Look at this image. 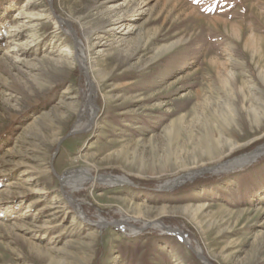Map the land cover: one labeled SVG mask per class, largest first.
<instances>
[{"label": "rangeland", "instance_id": "374dc122", "mask_svg": "<svg viewBox=\"0 0 264 264\" xmlns=\"http://www.w3.org/2000/svg\"><path fill=\"white\" fill-rule=\"evenodd\" d=\"M263 146L264 0H0V264H264Z\"/></svg>", "mask_w": 264, "mask_h": 264}, {"label": "water", "instance_id": "95a60500", "mask_svg": "<svg viewBox=\"0 0 264 264\" xmlns=\"http://www.w3.org/2000/svg\"><path fill=\"white\" fill-rule=\"evenodd\" d=\"M60 22H61V24L63 25V24H65V25H67V26H71V24L70 23H68V22H66V21H64V20H61L60 19ZM83 68H84V66H83ZM84 70H85V72H86V74H88V71L84 68ZM91 83V82H90ZM91 84H93V83H91ZM93 97V96H92ZM96 107V106H95ZM79 133H81V131H74V132H70L69 134H67V136H65L60 142H59V144H58V146H57V148H56V152H55V157L59 154V152H60V148H61V144L65 141V140H67L68 138H70V137H72V136H75V135H78ZM257 152H264V146L263 147H260V148H258V149H256V150H254L252 153H249V154H246V155H244L243 157H248V156H252L253 154H255V153H257ZM53 168V167H52ZM90 176H92L91 174H89ZM68 178H71L70 176H65V177H60V179H61V181L62 182H65V181H67V179ZM100 178H105V177H100ZM109 178H112V179H114L115 180V182L118 184V183H120V184H124V183H126L125 181H121V180H117L116 178H114V177H109ZM182 179V178H181ZM99 182H102L101 181V179H99L98 180ZM102 183H104V182H102ZM128 184H130V185H132V186H135L134 185V183H132V182H127ZM178 183H180V180H177L176 182H175V184L174 185H177ZM105 184H107V183H105ZM167 188H168V186H166V187H164L163 189H165L166 191H167ZM122 222H118V223H106V222H104V221H100V222H98L96 225L97 226H103L104 224L106 225V226H112V227H114V226H117V225H120ZM163 225V227L166 229V231L167 232H169V233H171V234H173V235H175V236H177L178 238H180V240L184 243V244H186L191 250H192V252L194 253V254H196L197 256H198V258L201 260V262L203 263V264H206V263H204L203 262V260H202V258L198 255V252L192 247V245H191V243L185 238V236L183 235V233L182 232H180L179 230H177V229H174V228H171V227H167V226H165L164 224H162ZM177 231V232H176ZM204 259L208 262V260H207V258L204 256ZM210 264V263H209Z\"/></svg>", "mask_w": 264, "mask_h": 264}, {"label": "bare ground", "instance_id": "6f19581e", "mask_svg": "<svg viewBox=\"0 0 264 264\" xmlns=\"http://www.w3.org/2000/svg\"><path fill=\"white\" fill-rule=\"evenodd\" d=\"M125 31H127L126 33L127 34H131L132 33V31L130 30V29H125ZM84 60H86V58L84 57ZM86 65V64H85ZM264 152H262L260 155H262ZM257 156H259V152H257V153H255V154H253L252 156H248V157H250V158H257ZM245 162V161H244ZM188 178V177H187ZM91 180V178H87V180H85V181H80V182H75L74 184H72V186H71V188H72V190L73 191H76V190H78V189H80L81 187H82V185L84 184V182H87V181H90ZM67 183V182H66ZM106 183L108 184V185H115L116 184V182H115V180L114 179H108L107 181H106ZM68 184V183H67ZM177 232V231H176ZM200 256V255H199ZM201 258H202V260L203 261H206L205 259H204V257L203 256H200ZM207 262V261H206ZM208 263V262H207ZM209 264V263H208Z\"/></svg>", "mask_w": 264, "mask_h": 264}, {"label": "trees", "instance_id": "16d2710c", "mask_svg": "<svg viewBox=\"0 0 264 264\" xmlns=\"http://www.w3.org/2000/svg\"><path fill=\"white\" fill-rule=\"evenodd\" d=\"M217 181H219V178H215V179H209L207 182H205V180H198V181H196L195 182V184L194 185H201V184H203V185H208V184H214V183H216ZM206 183H208V184H206ZM144 185H152V183H144ZM191 187H193V185L192 186H190V187H188V188H191Z\"/></svg>", "mask_w": 264, "mask_h": 264}]
</instances>
